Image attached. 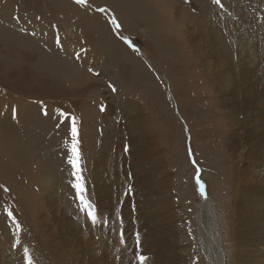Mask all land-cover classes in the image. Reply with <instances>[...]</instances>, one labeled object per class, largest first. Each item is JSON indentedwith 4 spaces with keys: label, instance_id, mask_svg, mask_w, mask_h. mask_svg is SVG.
Here are the masks:
<instances>
[{
    "label": "rangeland",
    "instance_id": "374dc122",
    "mask_svg": "<svg viewBox=\"0 0 264 264\" xmlns=\"http://www.w3.org/2000/svg\"><path fill=\"white\" fill-rule=\"evenodd\" d=\"M178 1L188 15L203 14L225 35L233 46L229 61L214 53L206 33L188 32L189 42V18L184 32L174 25V38L156 26L145 0H0V264H27L28 258L32 264H141L138 255L143 264H207L200 244L211 229L210 218L200 216L205 199L224 264H234L227 216L236 164L228 162L225 137L247 139L243 155L263 137L253 122L263 123L264 107L257 100L244 106L243 90L251 95L252 79L264 72V0ZM113 16L120 29L111 24ZM250 16L258 20L249 24ZM245 25L246 32L259 33L255 49L243 51L261 57L256 75L245 73L237 83L241 56L234 45ZM217 60L232 71L230 89L210 76ZM224 94L242 110L226 114ZM61 112L78 118L85 196L98 208L95 224L72 187L71 137ZM225 115L246 121H240L241 135L226 126Z\"/></svg>",
    "mask_w": 264,
    "mask_h": 264
},
{
    "label": "bare ground",
    "instance_id": "6f19581e",
    "mask_svg": "<svg viewBox=\"0 0 264 264\" xmlns=\"http://www.w3.org/2000/svg\"><path fill=\"white\" fill-rule=\"evenodd\" d=\"M147 3L150 6L149 9L147 7L146 8L152 14V16L155 17L156 26H159L164 30L168 29L169 34H171V36L174 38V36H177L176 27H179V30L184 32V29H181L182 26L185 25L184 18H189L188 22H186L185 25L187 39L189 40V42L190 40H192V38H188V32L190 33L191 31L195 30L197 34L206 33L207 39L212 43L211 46L214 50V53L219 55L220 57L228 59L229 61V55L232 56L233 50L231 48H233V46L227 43L222 28L221 32L224 36V39L221 38L219 34L215 33L214 30L206 24V21L204 22L203 18H201L203 14L197 18L191 14L188 15L186 13V5L184 6L178 0H145V6H148ZM152 9H154L155 11ZM172 15H174V17H172ZM246 18L247 17L245 16L243 18L235 15L236 20H243ZM257 20V18H253V16H250L249 24L251 22H256ZM174 22H177L178 25ZM189 23H191L192 25H190ZM247 25L237 29V32L239 31V39L235 38L236 45H234V48L236 47L238 55L241 56L238 57L239 72L236 76L237 83L244 82L245 73L256 75V71L259 66L258 61L261 57V55H258L254 52L245 54L243 51L255 49V46L252 44L253 37L257 36L259 33L258 28L254 29V31L248 30L246 32ZM179 58L180 55L178 56L176 62H181V64L183 65V58ZM185 61L187 65L186 58H184V62ZM225 62H227V60H225ZM216 64L218 69L214 74L210 73V76L213 77L214 75H216L219 86H222V83L225 80L227 88L230 89L233 82H230L233 76L231 69L229 68L228 70H224V63L219 60L216 61ZM185 74L186 70L184 72V77ZM250 87V90L253 93H251V95L249 94V88H244L243 90L245 93V97L243 98V105H248V103H251V100L252 103L257 100L256 104H258V106L264 107V72L260 77L252 79ZM224 98L225 104H220V107L224 108L226 114L228 110H242V106H231L225 94ZM255 113H259V110H255ZM240 121L244 124L246 122H243V120L241 119L231 118L228 117V115H225L226 126H231V129H233L237 134L241 135V133L238 131ZM253 127L258 130L259 136L263 137L258 138L254 146L253 144H250L251 146L247 147V155H243L242 152L243 148H246V144H249V141L247 139H243L242 137L236 138L232 134L229 136V132H227V136L225 137V142L227 145V156L229 157L228 162L232 164V159L236 164V166L232 164L233 176L228 188V192L230 194L229 205L231 206V208H229L227 216V223L230 225L229 235L233 248L230 256H232V263L234 264H264V120L263 123H260V119L255 117ZM224 128L226 129V127ZM253 139H255V137ZM0 141V149H4V137L1 135ZM242 168H245V172L242 170ZM200 214V216L206 215L207 217H209L211 223V229H209L208 235L206 237L203 236L202 238H200L201 248L207 260V264H224V252L222 253L218 245V243H220L218 240L219 235L217 234V230L215 228H218V226L217 224H215V227L213 226L214 218L210 212L209 199H205L203 201V209Z\"/></svg>",
    "mask_w": 264,
    "mask_h": 264
},
{
    "label": "snow or ice",
    "instance_id": "6c2138e0",
    "mask_svg": "<svg viewBox=\"0 0 264 264\" xmlns=\"http://www.w3.org/2000/svg\"><path fill=\"white\" fill-rule=\"evenodd\" d=\"M74 2L77 5H84L86 3V0H74ZM215 3L220 4L221 0H215ZM100 12H105L108 11L107 8H99ZM16 19H19V17H16ZM111 24L115 25L116 29H120L122 25L119 23V21L115 18V16L112 17L111 19ZM121 39L133 50L138 52L139 49L136 47L134 42L127 37H121ZM89 71H92V69H89ZM96 75H99V73H96ZM109 87L112 89L113 92L116 91V88L113 84H109ZM42 103V102H40ZM100 111H106V106L101 104L99 106ZM13 116L15 117L16 115V109L12 110ZM43 115L47 116L48 113L46 110H43ZM61 115L64 117L65 122H67V127L69 129L70 137H71V145H70V154L67 155V161L68 164L71 166L72 169V176L75 177L74 182L72 183V187L75 189V195L79 199L80 205H81V210L86 211L88 217L91 219L93 224L96 223L97 221V216H98V208L97 205L94 204L89 198H86L85 192L87 191L85 188V178L82 175L83 169L81 167V151H80V139H79V127L77 123V117L72 114L64 113L61 112ZM59 123L57 124V127H59ZM124 151L128 152L129 151V145L125 144L124 145ZM189 155H192L191 150L189 149ZM193 164L196 163L195 160L192 161ZM197 184L200 185L201 192L203 193V188L204 185L203 183L197 178ZM7 190V189H6ZM133 191L131 184L128 185V190L127 193L131 194ZM119 198H117V204H119ZM117 215L121 213V209L118 207H115L112 209ZM100 215H103V212L99 213ZM8 216L13 218L15 220V217L13 216V212L11 210H8ZM122 219V217H121ZM16 227L19 228V224H16ZM120 237H121V242L123 243L124 241V232L121 230L120 232ZM136 242L137 245L139 246L140 242V234L139 232L136 233ZM25 251V256L27 257V249ZM139 260L141 261V264L145 261V257L143 255H138ZM27 264H32L31 258L27 259Z\"/></svg>",
    "mask_w": 264,
    "mask_h": 264
},
{
    "label": "crops",
    "instance_id": "0c3cea01",
    "mask_svg": "<svg viewBox=\"0 0 264 264\" xmlns=\"http://www.w3.org/2000/svg\"><path fill=\"white\" fill-rule=\"evenodd\" d=\"M4 111H2V113H3Z\"/></svg>",
    "mask_w": 264,
    "mask_h": 264
}]
</instances>
